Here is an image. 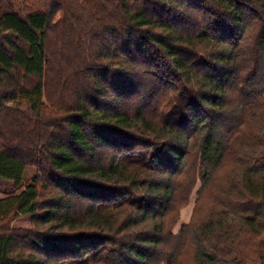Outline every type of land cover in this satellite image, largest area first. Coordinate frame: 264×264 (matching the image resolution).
<instances>
[{
    "label": "trees",
    "instance_id": "1",
    "mask_svg": "<svg viewBox=\"0 0 264 264\" xmlns=\"http://www.w3.org/2000/svg\"><path fill=\"white\" fill-rule=\"evenodd\" d=\"M17 1L0 264H264V0Z\"/></svg>",
    "mask_w": 264,
    "mask_h": 264
},
{
    "label": "rangeland",
    "instance_id": "2",
    "mask_svg": "<svg viewBox=\"0 0 264 264\" xmlns=\"http://www.w3.org/2000/svg\"><path fill=\"white\" fill-rule=\"evenodd\" d=\"M39 3H40V1H34V0L17 1V2H13V6L16 9H19L20 11H26V10H31V9L36 8L37 6H39ZM230 165H232V164L228 163L220 171V173L217 175L218 176L217 179L219 182L226 180V178L231 173V166ZM30 175H29V177H30ZM199 188H200V183L198 182L197 185L195 186L194 190L192 191L191 195H190V198L188 200L187 205L182 209V211L180 213V219L178 220L176 226L173 228V234L174 235L178 234L182 225L189 224L192 221L193 217H194L196 224H198L200 222L201 218L203 217L204 212H205V208L203 206L205 204L200 206V210L198 212H196V214L194 215V206H195V202L197 200V192H198ZM3 197H4V194L0 191V198H3ZM31 222L32 221H31L30 217L22 216V217H19L17 220H15L11 226L15 230L26 231V230H29L31 228Z\"/></svg>",
    "mask_w": 264,
    "mask_h": 264
}]
</instances>
